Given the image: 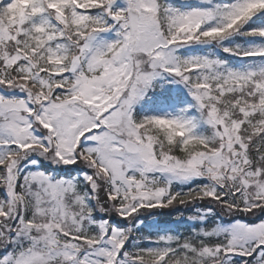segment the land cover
<instances>
[{
    "label": "snow or ice",
    "instance_id": "obj_1",
    "mask_svg": "<svg viewBox=\"0 0 264 264\" xmlns=\"http://www.w3.org/2000/svg\"><path fill=\"white\" fill-rule=\"evenodd\" d=\"M0 264H264V0H0Z\"/></svg>",
    "mask_w": 264,
    "mask_h": 264
}]
</instances>
